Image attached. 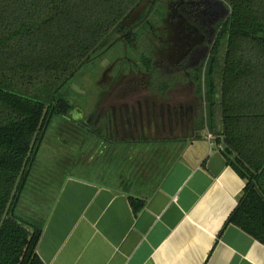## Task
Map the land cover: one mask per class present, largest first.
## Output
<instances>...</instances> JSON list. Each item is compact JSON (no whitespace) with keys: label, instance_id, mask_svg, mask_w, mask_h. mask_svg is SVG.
<instances>
[{"label":"trees","instance_id":"1","mask_svg":"<svg viewBox=\"0 0 264 264\" xmlns=\"http://www.w3.org/2000/svg\"><path fill=\"white\" fill-rule=\"evenodd\" d=\"M161 1L0 0V264H45L42 225L18 214L44 135L73 110L64 90L78 72L122 37L140 47ZM223 2L229 12L200 72L202 128L245 187L219 237L234 224L264 244V0ZM130 201L136 214L146 203Z\"/></svg>","mask_w":264,"mask_h":264},{"label":"crops","instance_id":"2","mask_svg":"<svg viewBox=\"0 0 264 264\" xmlns=\"http://www.w3.org/2000/svg\"><path fill=\"white\" fill-rule=\"evenodd\" d=\"M210 133L166 147L168 153L183 148L151 174L144 162L146 168L137 163L135 174L121 171L111 182L68 175L39 217L44 263L264 264V244L240 227L231 224L219 237L245 181ZM31 182L30 176L21 216ZM130 196L146 201L138 214Z\"/></svg>","mask_w":264,"mask_h":264},{"label":"flooded vegetation","instance_id":"3","mask_svg":"<svg viewBox=\"0 0 264 264\" xmlns=\"http://www.w3.org/2000/svg\"><path fill=\"white\" fill-rule=\"evenodd\" d=\"M161 3L141 24L140 47H129L120 34L122 53L110 59L114 43H109L89 62L87 67L99 72L97 101L63 115L101 144L180 145L206 131L200 72L228 8L223 0ZM128 49L140 59H132ZM105 58L110 61L103 65Z\"/></svg>","mask_w":264,"mask_h":264},{"label":"rangeland","instance_id":"4","mask_svg":"<svg viewBox=\"0 0 264 264\" xmlns=\"http://www.w3.org/2000/svg\"><path fill=\"white\" fill-rule=\"evenodd\" d=\"M122 48L123 44L121 42L116 43L107 55L112 59L117 54L122 53L120 52ZM126 53L134 60L140 59L131 49H128ZM109 58L104 59L103 65L110 61ZM88 65L89 63L78 72L64 90L66 99L72 104L73 108L87 110L91 104L97 101L100 88L99 72H93L91 67H87ZM63 115L57 114L54 116L32 166L31 183L33 189L24 200L25 211H23L24 215L22 214V217L34 222L35 226L42 225L43 222L39 217L41 214L46 213L45 210L49 204L48 199L53 197L68 175L82 177L93 175L100 181L111 182L114 179L110 180V176L121 173V171L135 174V171L132 172L133 166L139 163L144 168V162L148 166L145 167V171H149L147 173L151 174L154 170L159 171L162 168L164 159H168L170 156L174 157L176 154L172 153L179 152L183 148L168 153V149L171 150L173 145L178 146V144H154V146H151L152 144L141 143L138 145L118 144L106 146L86 130L74 126ZM166 147L168 149H165ZM141 161L143 163H140ZM95 166L98 167V174L92 173ZM100 170L111 175L106 173L105 175Z\"/></svg>","mask_w":264,"mask_h":264},{"label":"built area","instance_id":"5","mask_svg":"<svg viewBox=\"0 0 264 264\" xmlns=\"http://www.w3.org/2000/svg\"><path fill=\"white\" fill-rule=\"evenodd\" d=\"M208 138L210 139V140H214V136L210 133L209 135H208Z\"/></svg>","mask_w":264,"mask_h":264},{"label":"water","instance_id":"6","mask_svg":"<svg viewBox=\"0 0 264 264\" xmlns=\"http://www.w3.org/2000/svg\"><path fill=\"white\" fill-rule=\"evenodd\" d=\"M225 145H226V143L223 144V146H225Z\"/></svg>","mask_w":264,"mask_h":264}]
</instances>
